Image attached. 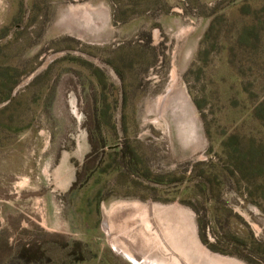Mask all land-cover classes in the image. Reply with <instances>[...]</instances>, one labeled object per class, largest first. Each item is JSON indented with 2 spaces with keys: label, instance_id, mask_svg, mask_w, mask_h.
<instances>
[{
  "label": "rangeland",
  "instance_id": "1",
  "mask_svg": "<svg viewBox=\"0 0 264 264\" xmlns=\"http://www.w3.org/2000/svg\"><path fill=\"white\" fill-rule=\"evenodd\" d=\"M34 241L264 264V0H0V264Z\"/></svg>",
  "mask_w": 264,
  "mask_h": 264
},
{
  "label": "trees",
  "instance_id": "2",
  "mask_svg": "<svg viewBox=\"0 0 264 264\" xmlns=\"http://www.w3.org/2000/svg\"><path fill=\"white\" fill-rule=\"evenodd\" d=\"M94 155L96 154H89V156L86 158L84 165L77 172L76 181L82 179L84 174L95 165L97 157H94ZM76 183L77 182H75V185ZM68 246L69 244L67 242L63 243V247ZM86 249L87 248L83 242H75V244L72 246V254L76 256V261L70 263L75 264L84 261L86 259ZM13 261L16 264H50L52 259L48 253V249L41 242L34 241L29 244H23L15 254Z\"/></svg>",
  "mask_w": 264,
  "mask_h": 264
},
{
  "label": "bare ground",
  "instance_id": "3",
  "mask_svg": "<svg viewBox=\"0 0 264 264\" xmlns=\"http://www.w3.org/2000/svg\"><path fill=\"white\" fill-rule=\"evenodd\" d=\"M127 207V206H126ZM150 223V222H149ZM137 237V236H136ZM139 245V244H138ZM142 246V245H141ZM167 247V246H166ZM176 260V259H175ZM181 262V264H184V261H180Z\"/></svg>",
  "mask_w": 264,
  "mask_h": 264
}]
</instances>
